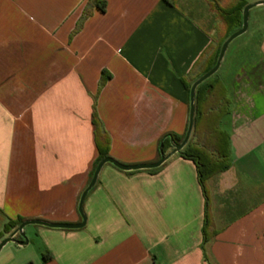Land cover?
<instances>
[{
	"label": "crops",
	"instance_id": "crops-1",
	"mask_svg": "<svg viewBox=\"0 0 264 264\" xmlns=\"http://www.w3.org/2000/svg\"><path fill=\"white\" fill-rule=\"evenodd\" d=\"M105 1L83 19L88 0H0V232L19 217L83 220L99 156L95 96L121 163H154L165 134L187 133L182 78L195 82L213 29L175 0ZM246 1L256 3L247 30L215 73L231 99L221 121L231 165L210 180V261L197 166L175 152L156 170L105 163L84 226L29 223L28 243L7 242L0 264H264V0Z\"/></svg>",
	"mask_w": 264,
	"mask_h": 264
},
{
	"label": "trees",
	"instance_id": "trees-1",
	"mask_svg": "<svg viewBox=\"0 0 264 264\" xmlns=\"http://www.w3.org/2000/svg\"><path fill=\"white\" fill-rule=\"evenodd\" d=\"M207 1L219 22L215 27L217 36L212 37L211 42L195 62L191 70L194 81L216 64L223 42L236 29L242 27L243 10L248 4L246 0ZM106 6L105 0H88L83 19L91 14V8L105 11ZM110 77L109 73L103 72L99 83L100 88ZM182 81L190 91L192 83L187 81V77H183ZM230 105L231 99L228 96L227 87L219 76L214 74L200 83L195 95V118L192 135L186 146L179 151L182 157L195 162L198 179L206 197L205 221L202 231L203 249L206 253V259L209 261L210 257L207 253L206 244L213 240L219 231L210 212V180L215 174L227 170L231 165L230 134L221 127L223 117L230 112ZM93 123L95 126V141L99 151L96 161L97 166L102 159L109 156L111 137L98 115L96 96L93 106ZM185 135L165 134L160 140V154L166 153L169 148H174L176 144L181 143ZM21 222H23L21 217L9 220L5 224L4 231L0 232V238L4 236V232H10ZM18 238L22 239L21 236ZM49 258L51 256L43 255L44 260Z\"/></svg>",
	"mask_w": 264,
	"mask_h": 264
},
{
	"label": "water",
	"instance_id": "water-1",
	"mask_svg": "<svg viewBox=\"0 0 264 264\" xmlns=\"http://www.w3.org/2000/svg\"><path fill=\"white\" fill-rule=\"evenodd\" d=\"M254 5H256V3H250L244 7L242 27H240L238 30L234 31L232 34H230L229 37L223 42L216 64L209 71H207L206 73L201 75L192 84L191 89H190V120H189L188 130H187V133H186L183 141L179 144H176L171 153H168V154L162 153L161 158L154 163L131 164V165L121 163V162H119V161H117V160H115L109 156L105 157L104 159H102L98 163L91 182L89 183L88 187L85 189V191L83 192V194L81 196L80 204H79V209H80L82 217H83V220L81 222H79V223H52V222L43 221V220L23 221L19 224V226L10 235H8L7 237L3 238L0 241V250L3 248V246L7 242H9L11 240L17 241L21 245L27 244L28 238L24 233V227L29 223H40V224L49 225V226H53V227H65V228H77V227L84 226L86 223V216H85L84 211H83L84 200H85V197H86L88 191L95 185V183L98 179L99 172L105 163L112 162L113 164H115L118 167L125 169V170L142 169V168H157V167L161 166L169 158V156L172 153L181 151L186 146V144L189 142L190 137L192 135L193 127H194L196 89L200 83H202L203 81H205L206 79H208L209 77H211L212 75H214L218 71V69L220 68V65L222 63V60L225 56V53L227 51V48H228L229 44L231 43V41H233L236 37H238L239 35H241L242 33H244L247 30L249 10ZM17 234H19L22 237V239H19L16 236Z\"/></svg>",
	"mask_w": 264,
	"mask_h": 264
},
{
	"label": "rangeland",
	"instance_id": "rangeland-1",
	"mask_svg": "<svg viewBox=\"0 0 264 264\" xmlns=\"http://www.w3.org/2000/svg\"><path fill=\"white\" fill-rule=\"evenodd\" d=\"M175 1L183 4L184 7L187 8L191 13L199 17L200 21H203L207 27H211L213 29L212 31L213 37L217 36V31L215 30V27L219 22L216 19L215 12L211 10L210 4L208 3L207 0H175Z\"/></svg>",
	"mask_w": 264,
	"mask_h": 264
}]
</instances>
